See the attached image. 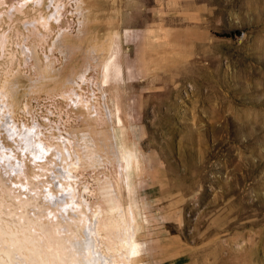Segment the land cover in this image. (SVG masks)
<instances>
[{"label": "rangeland", "instance_id": "374dc122", "mask_svg": "<svg viewBox=\"0 0 264 264\" xmlns=\"http://www.w3.org/2000/svg\"><path fill=\"white\" fill-rule=\"evenodd\" d=\"M100 254L264 264V0H0V264Z\"/></svg>", "mask_w": 264, "mask_h": 264}, {"label": "bare ground", "instance_id": "6f19581e", "mask_svg": "<svg viewBox=\"0 0 264 264\" xmlns=\"http://www.w3.org/2000/svg\"><path fill=\"white\" fill-rule=\"evenodd\" d=\"M127 152H128V154H129V151L126 149V147H124V150L122 151V153L123 154H127ZM124 156V155H123ZM130 160V159H129ZM130 163V162H129ZM129 163H127V167H129ZM71 165V164H70ZM67 166V165H66ZM67 167H69V164H68V166ZM68 169V168H67ZM64 170V169H63ZM62 171V170H61ZM68 174H69V172H68ZM120 208H121V206L120 205H117V206H115L114 207V210H116V211H118L119 212V210H120ZM122 214H123V217L124 218H122ZM122 214H119V218H120V221H122L121 223H123V231H122V234H124V236H122L123 237V240L120 242V247H122V248H124L125 249V253L123 254V258H127L128 256H129V254L133 251V230H134V228L133 229H131V228H129V226H130V223H133L134 222V217H133V222H131L130 221V218H131V214L129 213V211H127V213H124V212H122ZM126 216H128V218H129V220H128V222L126 223V221H125V218H126ZM84 217H86V216H84ZM87 218V217H86ZM86 218H84V221H85V219ZM83 219V218H82ZM87 221V220H86ZM90 221V220H89ZM88 222V221H87ZM86 222V224H88ZM117 223H119V220H117L116 221ZM104 223H107L108 225H109V230L110 231H112L111 230V227L113 228L114 227V224H117V223H115V221H113V222H103V223H101V224H104ZM88 229V242H87V246L89 247V246H95V242L96 241H94L95 239V235H97L96 234V231L93 229V228H91V227H89V228H87ZM118 236H119V232H118ZM120 237V236H119ZM119 240H121V239H119ZM91 248V247H90ZM94 248V247H93ZM96 248V247H95ZM121 248V249H122ZM92 250V249H91ZM94 250V249H93ZM120 250V249H119ZM94 254L95 255H97V254H99V252L97 251V250H95L94 251ZM94 255V256H95ZM96 257V259L97 260H99L98 258L100 257L101 259H103V260H101L102 261V263L100 262V263H98V264H105L106 262H108V258H105V256L104 255H102V254H100V255H98V256H95ZM128 260V259H127ZM128 262V261H127ZM123 264H125L124 262H123Z\"/></svg>", "mask_w": 264, "mask_h": 264}, {"label": "crops", "instance_id": "0c3cea01", "mask_svg": "<svg viewBox=\"0 0 264 264\" xmlns=\"http://www.w3.org/2000/svg\"><path fill=\"white\" fill-rule=\"evenodd\" d=\"M118 55H119V51L117 50V48L116 47H114L113 49H112V51L107 55V59L108 60H112V61H115V63H116V66H117V68H118V75H121V77H122V70H121V67H120V64H119V62H118Z\"/></svg>", "mask_w": 264, "mask_h": 264}]
</instances>
